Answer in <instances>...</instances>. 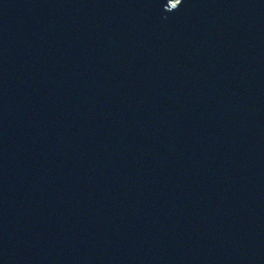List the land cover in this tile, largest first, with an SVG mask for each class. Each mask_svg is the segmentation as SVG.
Masks as SVG:
<instances>
[{"label":"water","instance_id":"95a60500","mask_svg":"<svg viewBox=\"0 0 264 264\" xmlns=\"http://www.w3.org/2000/svg\"><path fill=\"white\" fill-rule=\"evenodd\" d=\"M0 264H264V0H0Z\"/></svg>","mask_w":264,"mask_h":264}]
</instances>
